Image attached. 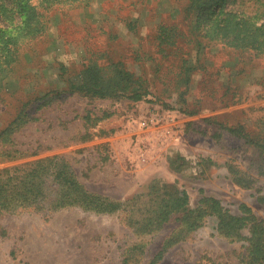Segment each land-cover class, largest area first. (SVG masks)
<instances>
[{
	"label": "rangeland",
	"instance_id": "obj_1",
	"mask_svg": "<svg viewBox=\"0 0 264 264\" xmlns=\"http://www.w3.org/2000/svg\"><path fill=\"white\" fill-rule=\"evenodd\" d=\"M202 1L0 0V133L32 100L0 171L52 160L37 207L0 203V264H264V148L215 123L264 135V0ZM161 25L185 35L167 52ZM120 61L149 95L83 88ZM218 209L251 219L226 233Z\"/></svg>",
	"mask_w": 264,
	"mask_h": 264
},
{
	"label": "trees",
	"instance_id": "obj_2",
	"mask_svg": "<svg viewBox=\"0 0 264 264\" xmlns=\"http://www.w3.org/2000/svg\"><path fill=\"white\" fill-rule=\"evenodd\" d=\"M201 0H193V4L191 8L201 9L204 7L206 3L203 4ZM225 6V5H224ZM185 36L184 33H181L179 30L175 29L174 26L169 25H161L159 27L158 32V40H160L159 51L158 52H167L168 46H177L179 40ZM227 43L230 46H234V37H229ZM258 40V41H257ZM259 39H248V41L242 43L241 47L251 48L253 46H257ZM166 45V46H165ZM202 46V43H199ZM262 46V44H259ZM236 46V45H235ZM204 47V45H203ZM10 53L8 52V59L16 58L18 53L16 49L9 48ZM109 54V53H107ZM185 67V64L182 68ZM86 81H83V88L91 92L92 95H104L105 94V86H103V82L105 79V75L107 72H115L117 77H120L119 84L122 83L124 79L130 84L125 88H122L125 95L134 99L135 101L141 100L144 96L149 95L151 93V84L149 79L137 76L134 72L128 70L123 62H113L110 65H101L100 63H90L85 65L83 70ZM110 88V87H107ZM129 91V93H127ZM37 99H39L37 97ZM32 102V100L25 103V107L21 109L17 115V117L6 127V129L2 130L0 133V145L2 144L3 138L7 135L13 128L15 124L23 123L28 116V113L25 111L26 107ZM210 122L212 120L210 119ZM216 124L222 126L227 129L230 133L236 134L241 138L246 139V142L256 145L257 147L264 148V135L261 134L259 129H253L252 131H248L245 125H231L223 122H215ZM21 125V124H20ZM1 151V149H0ZM19 149H6L3 153L0 152L1 156H4L5 160L17 159L18 155H20ZM4 161V160H3ZM0 159V163L3 162ZM52 160H38L30 164H26L24 166L6 168L0 171V203L3 206H14L15 207H37L38 202L43 198L45 194V190L42 188V184L40 179L48 172L49 167L46 163H51ZM66 166L63 165L62 172L65 174ZM17 181L19 183L18 186H13L12 183ZM34 206V207H33ZM214 207L217 208L218 205L214 203ZM162 212L163 217L161 219L162 222L169 219V216L173 212H184L188 211V197H184L180 194L176 195V197L171 201L165 204H162ZM165 214H167L165 216ZM217 214L222 217L221 225L222 230L226 233L232 232L228 230L227 227L234 228L236 225L244 223L246 220L251 219L247 217H235L229 214L228 210L218 209ZM254 220V219H253ZM256 229V226H255Z\"/></svg>",
	"mask_w": 264,
	"mask_h": 264
}]
</instances>
